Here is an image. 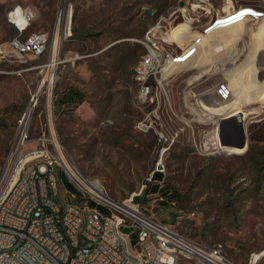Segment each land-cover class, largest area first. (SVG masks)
<instances>
[{"label":"rangeland","instance_id":"374dc122","mask_svg":"<svg viewBox=\"0 0 264 264\" xmlns=\"http://www.w3.org/2000/svg\"><path fill=\"white\" fill-rule=\"evenodd\" d=\"M16 6L33 13L26 33H47L48 45L38 57L0 56V188L37 92L24 150L57 155L62 195L76 191L68 162L113 200L132 198L178 232L223 244L236 264H264V0H0V44L15 33ZM245 6L263 15L217 22ZM155 34L190 53L171 68L156 113L138 101L136 80L142 40ZM234 116L245 144L222 133Z\"/></svg>","mask_w":264,"mask_h":264},{"label":"built area","instance_id":"2783aa9c","mask_svg":"<svg viewBox=\"0 0 264 264\" xmlns=\"http://www.w3.org/2000/svg\"><path fill=\"white\" fill-rule=\"evenodd\" d=\"M17 7L25 20L22 25L15 21ZM32 16L31 10L20 6L8 12L15 33L0 44L1 57L26 53L38 57L46 52L47 33H26ZM208 29L192 43L202 44ZM173 42L156 34L155 42H148L147 37L142 40L145 51L140 58L138 101L155 103L154 113L161 98H168L165 84L171 68L188 64L180 61L194 50L181 56L184 47L174 48ZM38 97L37 92L31 95L29 109L18 119L9 158L11 175L0 188V264H236L219 253L218 242L210 245L186 236L147 214L138 203L136 210H128L132 198L113 200L73 174L65 163L76 191L62 195L57 155L44 145L24 150L29 139V111ZM142 125L151 127V123ZM18 159H25L24 167H17ZM85 212H92L91 224H84Z\"/></svg>","mask_w":264,"mask_h":264},{"label":"bare ground","instance_id":"6f19581e","mask_svg":"<svg viewBox=\"0 0 264 264\" xmlns=\"http://www.w3.org/2000/svg\"><path fill=\"white\" fill-rule=\"evenodd\" d=\"M196 3V2H195ZM197 4V3H196ZM19 9V7H17ZM194 11V10H193ZM228 14L225 15V17H222V18H217V22H226L227 21V25L231 22H234L235 20L239 19L241 16L243 15H253V16H259L261 15L262 13L259 11V10H255L251 7H248V6H245V7H242L240 9H238V11L236 13H233L231 11L227 12ZM61 15V14H60ZM263 15V14H262ZM243 20V19H242ZM241 20V21H242ZM15 21L17 22V24H20L22 25L25 20L23 19V17L18 14L17 18L15 19ZM239 22V21H238ZM216 24V23H215ZM215 24H213V26H215ZM234 25V24H232ZM231 25V26H232ZM230 26V27H231ZM156 27V26H155ZM31 35H42V32L41 31H37V32H33L31 33ZM173 40V39H172ZM175 41V40H174ZM45 44H48V36H45ZM195 46L196 44H194L189 50L191 49H195ZM188 50V52H189ZM185 53V52H184ZM187 53V52H186ZM185 53V54H186ZM183 54V53H182ZM181 54V56H182ZM49 62H52V59L49 60ZM180 62H184L185 61H180ZM187 62V61H186ZM54 64V62L52 63H49L47 64V66H52ZM141 71H142V61L140 60L139 61V65L138 67L136 68V80H137V88L139 90V93L137 95L138 97V100H140L141 98V89H142V77L140 76L141 75ZM203 74V72H200L199 74H196L192 80L190 81V83H192L193 81H195L196 79L200 78V76ZM146 102V101H145ZM27 109H29V105L27 107ZM244 118H240V119H237V117L234 116V118L232 117L231 119H229V121L227 123H225L222 127V133H224L227 138L229 140H239L241 142V144H245L246 142V136H245V131H244V125L242 123V120ZM219 138V137H218ZM208 147L206 146L204 149H207ZM203 149V150H204ZM222 150L224 151H230L232 152V150L230 149H226L225 147L222 148ZM68 164V167L70 168V170L76 174L77 177H80L78 172L75 170V168L70 165L68 162L66 163ZM25 166V159H18L17 160V167H24ZM74 176V175H73ZM83 177H81L82 179ZM84 181V179H83ZM127 209L128 210H136V204L135 205H131L129 202H127ZM93 222V215H92V212H85L84 213V224H91ZM218 251L220 254L222 255H227L226 254V251H225V248L223 246V244L219 243L218 242Z\"/></svg>","mask_w":264,"mask_h":264},{"label":"trees","instance_id":"16d2710c","mask_svg":"<svg viewBox=\"0 0 264 264\" xmlns=\"http://www.w3.org/2000/svg\"><path fill=\"white\" fill-rule=\"evenodd\" d=\"M157 188H158V186H157V185L153 186V187H152V191H156V190H157ZM134 200H136V201L138 200L137 196H136V198H134Z\"/></svg>","mask_w":264,"mask_h":264},{"label":"snow or ice","instance_id":"6c2138e0","mask_svg":"<svg viewBox=\"0 0 264 264\" xmlns=\"http://www.w3.org/2000/svg\"><path fill=\"white\" fill-rule=\"evenodd\" d=\"M17 15L19 14V9H17V13H16Z\"/></svg>","mask_w":264,"mask_h":264},{"label":"water","instance_id":"95a60500","mask_svg":"<svg viewBox=\"0 0 264 264\" xmlns=\"http://www.w3.org/2000/svg\"><path fill=\"white\" fill-rule=\"evenodd\" d=\"M61 6H62V0H61Z\"/></svg>","mask_w":264,"mask_h":264}]
</instances>
